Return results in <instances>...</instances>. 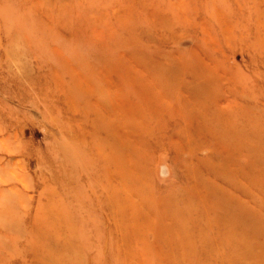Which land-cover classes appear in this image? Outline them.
<instances>
[{"label":"rangeland","instance_id":"1","mask_svg":"<svg viewBox=\"0 0 264 264\" xmlns=\"http://www.w3.org/2000/svg\"><path fill=\"white\" fill-rule=\"evenodd\" d=\"M0 264H264V0H0Z\"/></svg>","mask_w":264,"mask_h":264}]
</instances>
